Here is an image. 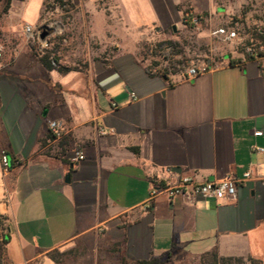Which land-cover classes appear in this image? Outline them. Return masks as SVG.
<instances>
[{
  "label": "crops",
  "instance_id": "obj_1",
  "mask_svg": "<svg viewBox=\"0 0 264 264\" xmlns=\"http://www.w3.org/2000/svg\"><path fill=\"white\" fill-rule=\"evenodd\" d=\"M66 1L77 21L61 28L79 32L61 39L54 69L24 45L0 69V153L9 164L0 165L2 264H61L58 252L98 241L124 263L184 255L264 264V54L231 50L178 71L163 56L193 29L186 13L237 31L243 10L264 0ZM33 4L39 11L41 0ZM201 65L206 73L183 80ZM246 172L232 198L149 201L152 187L182 175L205 182Z\"/></svg>",
  "mask_w": 264,
  "mask_h": 264
},
{
  "label": "rangeland",
  "instance_id": "obj_2",
  "mask_svg": "<svg viewBox=\"0 0 264 264\" xmlns=\"http://www.w3.org/2000/svg\"><path fill=\"white\" fill-rule=\"evenodd\" d=\"M36 1L33 0L35 3ZM28 2L29 0H13L6 14H1L2 7L0 4V69L2 66L15 64V51L21 45H24L25 48L30 50V54L37 55L38 58L49 56L51 59L58 57L55 48H59L60 51L62 48L65 49L63 46L66 45H62V38L68 37L71 33L78 35L79 30L76 28L69 30L61 28L62 24L77 21L73 8L66 0H41L39 11H37L35 4H33V7L26 5ZM237 20L239 26L237 35L240 41L225 42L222 38L212 35L214 30L200 24L198 29H192L187 34L186 39L182 40L179 45L173 46L169 53V66L178 71L189 59L206 61L210 57L216 58V56L229 53L231 50L244 52L247 47L258 50L261 46H264V4L252 7L248 5L242 14L237 17ZM26 25L32 26L35 32L40 34L34 41L26 39L23 32ZM60 28L61 35L52 34L53 31H59ZM204 30L210 36L202 37L200 33ZM43 34L44 36L41 38ZM80 43H83L82 40ZM79 45L76 43L77 48ZM80 48L84 49L85 47L81 44ZM90 49L93 52L99 49V45L92 42ZM150 51L154 56V52L158 50ZM261 52L264 54V49ZM65 56L67 57L66 54ZM158 58L154 57V60H156L154 62H158ZM75 64L82 67L84 63L77 60ZM2 211L7 212L8 207L5 202L0 201V214L3 213ZM56 256L61 264H133L124 263L120 260L115 252H111L109 247H105L103 241H98L87 249L79 243H75L72 247L58 252ZM148 264L205 263L184 255H176L171 258L151 259Z\"/></svg>",
  "mask_w": 264,
  "mask_h": 264
},
{
  "label": "built area",
  "instance_id": "obj_3",
  "mask_svg": "<svg viewBox=\"0 0 264 264\" xmlns=\"http://www.w3.org/2000/svg\"><path fill=\"white\" fill-rule=\"evenodd\" d=\"M200 17L197 15L191 16L190 24L193 29H198L200 26ZM24 35L28 41H34L35 38L40 36L39 33H36L35 30L30 25L24 27ZM212 35L222 38L225 42H232L235 40L240 41L237 31L235 30H226L224 28L216 29L212 32ZM262 48L258 50L253 48H245L244 54L250 58H257L261 52ZM170 50L169 48L164 49L163 56L169 57ZM208 71V68L205 65L201 66H190L186 68L183 80L190 81L195 79L198 75L204 74ZM49 130L54 139H60L62 137V132L60 130L59 124L55 121H50L48 123ZM102 134H106L107 131L101 130ZM260 132H256L255 136H260ZM83 159L82 154L75 153L73 161H80ZM0 165L3 171H7L9 168L8 160L6 155L2 152L0 153ZM251 177L250 172H246L243 176V179L238 180L234 177H227L219 181H205L198 182L193 176L182 175L175 184L167 183L165 186L161 187H152L149 191V201L160 196L165 195L169 200L173 199L176 196L187 197L189 199H194L197 197L201 198H214V199H225L232 198L235 195L236 187L239 183L249 179ZM264 181V179H262ZM1 232V229H0Z\"/></svg>",
  "mask_w": 264,
  "mask_h": 264
},
{
  "label": "trees",
  "instance_id": "obj_4",
  "mask_svg": "<svg viewBox=\"0 0 264 264\" xmlns=\"http://www.w3.org/2000/svg\"><path fill=\"white\" fill-rule=\"evenodd\" d=\"M12 1L13 0H0V4H1V7H2L1 14H6L8 12V10L10 9V5H11ZM191 16H193V15H191L189 13L185 14L186 23H187V25L189 27L192 28V26L190 24ZM199 17H200V20H201V16H199ZM246 58H250V57L246 56ZM41 63L47 70H52V69H54L53 65H55L56 59L55 58H51L50 59L49 56H43L41 58ZM3 219L4 218L0 217V229H1V232H0V264H2L1 257H2V254H3V247H4L5 243H6V239H5L4 233H3V231H4V227L2 225V220ZM214 257H215V255H214ZM148 263H149V261L137 262V264H148ZM202 263H203V259H202Z\"/></svg>",
  "mask_w": 264,
  "mask_h": 264
},
{
  "label": "water",
  "instance_id": "obj_5",
  "mask_svg": "<svg viewBox=\"0 0 264 264\" xmlns=\"http://www.w3.org/2000/svg\"><path fill=\"white\" fill-rule=\"evenodd\" d=\"M43 36H44V34L41 36V38H42ZM68 177H69V176L67 175V176H66V179H67Z\"/></svg>",
  "mask_w": 264,
  "mask_h": 264
}]
</instances>
